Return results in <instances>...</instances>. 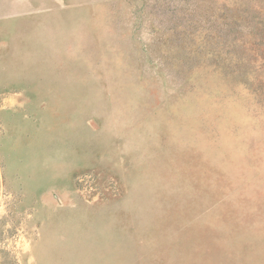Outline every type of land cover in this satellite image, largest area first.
I'll return each mask as SVG.
<instances>
[{"label": "rangeland", "instance_id": "374dc122", "mask_svg": "<svg viewBox=\"0 0 264 264\" xmlns=\"http://www.w3.org/2000/svg\"><path fill=\"white\" fill-rule=\"evenodd\" d=\"M0 264H264V0H0Z\"/></svg>", "mask_w": 264, "mask_h": 264}]
</instances>
